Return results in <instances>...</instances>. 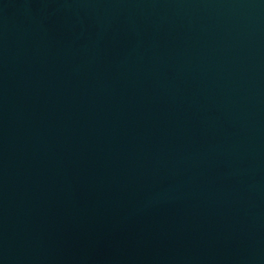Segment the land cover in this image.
<instances>
[{"label": "water", "instance_id": "1", "mask_svg": "<svg viewBox=\"0 0 264 264\" xmlns=\"http://www.w3.org/2000/svg\"><path fill=\"white\" fill-rule=\"evenodd\" d=\"M0 264H264V0H0Z\"/></svg>", "mask_w": 264, "mask_h": 264}]
</instances>
